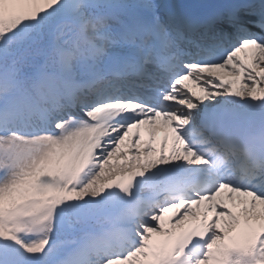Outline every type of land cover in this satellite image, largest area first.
<instances>
[{"label":"snow or ice","instance_id":"snow-or-ice-1","mask_svg":"<svg viewBox=\"0 0 264 264\" xmlns=\"http://www.w3.org/2000/svg\"><path fill=\"white\" fill-rule=\"evenodd\" d=\"M0 264H264V0H0Z\"/></svg>","mask_w":264,"mask_h":264},{"label":"bare ground","instance_id":"bare-ground-1","mask_svg":"<svg viewBox=\"0 0 264 264\" xmlns=\"http://www.w3.org/2000/svg\"><path fill=\"white\" fill-rule=\"evenodd\" d=\"M146 134H147V133H145V137H146ZM158 144H159V142H157V145H158Z\"/></svg>","mask_w":264,"mask_h":264}]
</instances>
